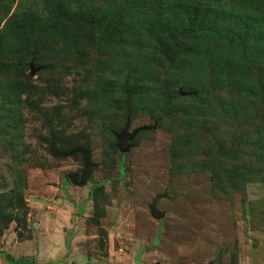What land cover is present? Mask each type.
<instances>
[{
	"label": "rangeland",
	"instance_id": "obj_1",
	"mask_svg": "<svg viewBox=\"0 0 264 264\" xmlns=\"http://www.w3.org/2000/svg\"><path fill=\"white\" fill-rule=\"evenodd\" d=\"M47 1L0 8V59L16 65L0 75V264H264V0H202L247 31L236 44L184 39V0H78L68 37L35 22L20 42ZM237 48L249 69L235 77L254 89L237 92L219 62ZM128 120L151 128L121 153ZM52 143L90 152L84 185L68 178L82 156ZM215 163L238 169L217 182Z\"/></svg>",
	"mask_w": 264,
	"mask_h": 264
},
{
	"label": "trees",
	"instance_id": "obj_2",
	"mask_svg": "<svg viewBox=\"0 0 264 264\" xmlns=\"http://www.w3.org/2000/svg\"><path fill=\"white\" fill-rule=\"evenodd\" d=\"M6 1H9V0H0V8H7L8 5L6 4L7 3ZM75 1H78V0H54L52 2L47 1L46 3L48 4H45V8H46L45 10L47 11L44 13L45 15L40 19L34 20L33 22H28L29 24L23 25L20 28L21 29V31L19 30L20 32H16V34L21 37L20 42H24V41L26 42L27 40L23 29H25L26 27H30L33 31L36 28L35 22H38L41 24L40 27L43 28L42 34H44L47 37H50V38L52 37L54 39L68 37L70 34L68 31L69 30L68 25H73V24L75 25V22L73 19L74 11L71 8L72 2H75ZM257 1L259 0H248L247 2H245V5H248V4H251L252 2H257ZM233 2L234 3L229 4V3H226V0H225V4H224L225 6L218 5L215 8H210V4L208 3V5L205 6L202 0H191V1L184 0L183 5H182L183 7L182 19L184 21L182 22L187 23V28L183 30L182 37L184 39H187L192 34H194L196 38H203V36L209 37V40L217 38V39L223 40L227 45L234 44V43L236 44L240 40L243 41L245 38H249V34L247 33V31H243L240 34L239 29L236 28V26H234V22L225 15V12L227 11L219 12L218 10L219 8H221V6L225 7L226 9L234 10L236 1L234 0ZM239 4H244V2L239 3ZM7 9H9V6ZM165 10L166 8L164 9L162 7L160 9L161 12L163 11L165 12ZM260 13L263 14L261 17H262V20L264 21V12L260 11ZM158 14H159V10L151 14L152 16L147 15V19L145 20L147 31L149 32L157 31V33L160 32L161 29L156 30V28L158 27L155 26L161 23V20L159 21L157 20L159 17ZM154 16L156 17L155 19L153 18ZM128 23L129 22L125 19V17H123L120 20L118 19L115 22L116 25H120V29H118L120 30V32L125 31V29L128 26L126 24ZM262 23L264 24V22ZM157 38H159V34L157 35ZM237 51H238V48L236 50L235 49L228 50V55L224 57L223 59H221L219 62L221 64H226L229 67L228 70L232 72V76L234 79V81L231 83L237 92L244 91L245 90L244 88L247 85H250L251 88L253 87L254 89L253 84H247V82L244 79H242V77L241 78L235 77V75H240V76L246 75L247 70L249 69L248 66L245 65V62L241 61V59H238V57H236ZM10 65L11 67L13 66L11 63L0 59V75L7 76V74L9 73ZM15 66L12 67L11 73L13 71H16ZM262 68H264V66H262ZM261 74L264 78V69L261 71ZM213 82L214 84H216V88H220V86H222L223 84L221 83L223 81L218 78L215 79ZM16 87L18 88L19 85H17ZM253 89L252 91L256 92V88H255V91ZM17 92H15L14 95H16ZM257 93L260 94L257 97L263 100L264 92L258 91ZM6 96H9V95H6ZM170 102L171 101L168 100L167 105H169ZM166 113L167 115L169 114L168 109ZM222 168L223 169L217 168L216 163L215 165L212 166L213 177H214V180L217 182L221 181L223 178H224V181L229 180V177L231 178L232 176L236 174V172L233 171L232 169H238V167H234L232 164L230 168H227V167H222ZM220 191L224 192L223 190H220Z\"/></svg>",
	"mask_w": 264,
	"mask_h": 264
},
{
	"label": "water",
	"instance_id": "obj_3",
	"mask_svg": "<svg viewBox=\"0 0 264 264\" xmlns=\"http://www.w3.org/2000/svg\"><path fill=\"white\" fill-rule=\"evenodd\" d=\"M36 71H38V69H33L32 65H31V73L30 74L34 75ZM129 127H130V121L128 120L125 127L123 128V130L120 133L116 134V136H115L117 139L118 150L121 153H127L129 151V149L131 147V145L129 144L130 141L139 132H141L143 130H148L151 128V127L144 126V127L135 129L132 132H129ZM50 153L54 157H62V158L71 157V156H74L76 154H80L83 158L84 168L80 173L71 174L68 176V178L73 185L82 186L86 183L88 177L91 174V170L93 167L90 152L86 151L82 147H75V148L69 149L67 151H58V150H55V145H54V143H52L50 146ZM163 197H166V194L157 195L155 197V199L153 200L152 204L149 206L150 214L155 219H161L165 215L163 212L159 211L157 208L158 201ZM219 259H220V256L216 261L212 262L211 264H218Z\"/></svg>",
	"mask_w": 264,
	"mask_h": 264
}]
</instances>
